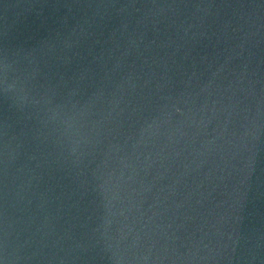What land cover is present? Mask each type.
Segmentation results:
<instances>
[{"label": "water", "instance_id": "95a60500", "mask_svg": "<svg viewBox=\"0 0 264 264\" xmlns=\"http://www.w3.org/2000/svg\"><path fill=\"white\" fill-rule=\"evenodd\" d=\"M0 264H264V0H0Z\"/></svg>", "mask_w": 264, "mask_h": 264}]
</instances>
